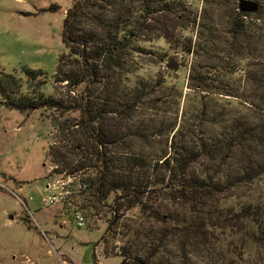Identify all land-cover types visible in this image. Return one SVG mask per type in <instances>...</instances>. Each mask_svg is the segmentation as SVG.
<instances>
[{
	"label": "rangeland",
	"instance_id": "obj_1",
	"mask_svg": "<svg viewBox=\"0 0 264 264\" xmlns=\"http://www.w3.org/2000/svg\"><path fill=\"white\" fill-rule=\"evenodd\" d=\"M254 1L259 9L248 13L244 23L240 0H174L176 7L172 11L157 14L158 21L150 23L154 30L147 39L139 41L142 55L134 56L133 72L124 75L121 86L130 90L141 80L160 84L135 115L138 120H156L158 124L164 121V135L150 138L153 149L160 144L165 146L197 114L205 120L207 127L203 130L212 132L243 115L256 124L264 120L263 113L243 102L247 99L260 104L261 95L264 96V0ZM77 2L0 0V86L11 87L7 76H12L21 82L23 94L32 96L37 90L60 103L56 109L22 113L5 106L0 93V264H94L95 257L96 264H121L124 249L131 248L142 256L148 254L145 251L150 252L148 230L170 226L179 230L197 223L210 232V218L240 211L242 199L233 194L250 196H245V200L264 196V176L253 185L231 191L227 198L218 196L215 203L206 205L172 202V194L178 192L169 188L167 194H153L145 199L146 208L153 206L164 213V223L138 206L124 212L102 240L111 218L113 194L99 203L90 188L96 168L73 171L55 163L56 157L50 153L55 147L64 152L75 144L74 134L82 132L77 127L83 118L82 87L56 78L60 58L69 52L64 40L65 19ZM236 23L245 26L244 38L237 34L240 28ZM182 44L191 47L192 52L181 54ZM169 58L173 64L178 62L177 69L166 68L164 59ZM27 69L41 70L36 81L42 86L33 82L27 91L28 81L32 82ZM194 69L207 81L204 91L190 86ZM99 92L97 88L92 102L108 107L104 120L112 138L121 131L124 147L140 145L130 135V120L127 118L124 124L117 121L110 99L98 98ZM162 168L158 171L168 178L169 172ZM191 171L202 175L198 165L192 166ZM78 182L87 184L88 189L78 192ZM55 191L60 193L61 201L48 205L46 200ZM77 210L86 218L82 228L75 224L73 215ZM247 225L254 229L252 224ZM231 235L218 237L223 246L230 244L228 259L236 258L239 264L260 259L263 249L253 239L243 243ZM169 249L177 251L178 245L171 243Z\"/></svg>",
	"mask_w": 264,
	"mask_h": 264
},
{
	"label": "trees",
	"instance_id": "obj_2",
	"mask_svg": "<svg viewBox=\"0 0 264 264\" xmlns=\"http://www.w3.org/2000/svg\"><path fill=\"white\" fill-rule=\"evenodd\" d=\"M174 7V0H79L65 19L64 40L69 52L60 58L56 78L82 87L80 107L83 118L77 124L82 132L74 134L76 140L72 142L75 144H70L64 152L55 147L50 153L56 157L55 163L73 171L96 168L97 175L91 180L90 188L93 187L99 203L109 200L113 194L111 218L102 240L124 212L138 206L164 223L165 215L160 209L146 208L145 199L153 194L162 195L170 188L178 192L172 194V202L206 205L207 202L215 203L218 196L227 198L231 191L249 187L264 176V120L256 124L243 115L229 126L212 132L203 130L207 127L205 120L197 114L192 122L178 129L165 146L160 144L161 147L153 149L150 138L164 135V121L158 124L156 120L143 121L135 116L136 110L141 109L160 84L141 80L128 90L121 86L123 77L133 72L134 56L142 55L138 43L152 34L154 29L150 23L158 21L157 14L170 12ZM141 12L148 16L144 17ZM240 16L244 23L243 18L248 13L241 12ZM236 25L240 28L237 34L244 38L245 26ZM181 46V54L192 52L191 47ZM164 62L168 69L178 68V62L173 64L170 58ZM26 72L32 80L31 83L28 81L27 91L33 82L42 86V82L36 81L42 75L41 70L27 69ZM198 72L194 69L190 86L204 91L208 84ZM7 77L11 87L0 86V93L8 108L29 113L47 107L56 109L60 105L41 91H33L32 96L23 94L21 82ZM97 88L100 90L98 98L110 99L117 121L124 124L127 118L130 120V135L140 145L132 143L124 147L121 131L116 136L113 133L112 138L104 120L108 107L92 102ZM260 99L263 103L256 104L247 99L243 102L250 103L264 116V96ZM170 163L173 166H169ZM194 165L201 167L202 175L191 171ZM159 167L169 172L168 178L158 171ZM238 195L242 199L240 211H227L210 218V232L197 223L179 230L172 226L153 228L146 234L150 252L145 251L148 254L142 256L132 252L131 248L124 249L121 264H239L236 258H227L230 244L225 247L224 242L218 240L219 235L228 233L243 243L253 239L263 251L260 259L252 264H264V196L245 200L247 194H233ZM246 222L254 229L251 230ZM171 243L178 245L177 251L169 249ZM240 261L245 262V259Z\"/></svg>",
	"mask_w": 264,
	"mask_h": 264
},
{
	"label": "built area",
	"instance_id": "obj_3",
	"mask_svg": "<svg viewBox=\"0 0 264 264\" xmlns=\"http://www.w3.org/2000/svg\"><path fill=\"white\" fill-rule=\"evenodd\" d=\"M75 180V179H74ZM70 181H72L70 179ZM48 189H50V185L47 186ZM88 189V185L82 182H78L77 183V191L78 192H83L86 191ZM59 192H53L52 195L46 200V203L48 205H52V204H57L61 201V198L59 196ZM74 219H75V224L77 227L82 228L86 225V218L84 216V213H82L81 211H75L74 212Z\"/></svg>",
	"mask_w": 264,
	"mask_h": 264
},
{
	"label": "water",
	"instance_id": "obj_4",
	"mask_svg": "<svg viewBox=\"0 0 264 264\" xmlns=\"http://www.w3.org/2000/svg\"><path fill=\"white\" fill-rule=\"evenodd\" d=\"M259 9V5L254 0H240L239 10L245 13H254ZM12 218V217H11Z\"/></svg>",
	"mask_w": 264,
	"mask_h": 264
}]
</instances>
